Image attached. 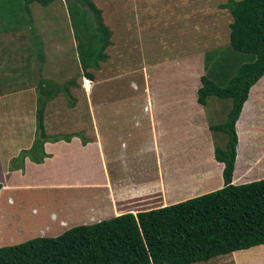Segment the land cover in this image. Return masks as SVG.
I'll return each mask as SVG.
<instances>
[{
  "label": "crops",
  "instance_id": "1",
  "mask_svg": "<svg viewBox=\"0 0 264 264\" xmlns=\"http://www.w3.org/2000/svg\"><path fill=\"white\" fill-rule=\"evenodd\" d=\"M92 1L107 13L108 19L104 18L103 21L105 25L112 26L115 21L118 33L120 31L117 46H110L105 50L108 57L102 63L104 66L102 72L96 74L94 81L85 79V84L91 88L90 92L85 93L87 97L80 86L81 83H77L80 88L79 94L74 91L72 95L74 104L72 108L67 109L68 113L66 109L64 112L59 109L62 104L65 108L64 102H60L59 107L56 105L53 108V102L56 101L54 99L45 106L43 118L44 129L49 119L48 127L51 125L57 128L46 136L74 134L77 135L76 138L80 135L85 139V143L81 145L75 138L67 143L63 141L54 144L44 143V152L47 155L57 154L56 166L50 173H45L47 163L50 164L47 158L44 160L45 169H26L28 177L22 175L23 182L16 176L2 182L6 176L0 172V235L2 232L8 233L7 239L0 242V247L17 244L16 241L22 239L24 242L36 237H55L69 228L94 224L122 214L135 215L138 212L165 207L215 191L223 185L221 178L223 166L213 157V149L218 146L217 141L220 138L218 134H223L209 130V126L221 124L226 116L218 115L216 112V107L221 104L220 101L210 100L214 97H209L204 105L197 104L196 90L200 82L189 89L178 82L176 85L180 89L175 92L173 83L167 86L165 81L162 83L154 80V73L170 63L166 61L169 57H161H164L165 50L171 51L178 45L160 49L154 41L143 39L144 33L140 27L144 19L148 23L147 18L138 17L143 0ZM183 1H163L168 8L173 4L170 9H166L168 18L164 20L159 30L156 28L152 31L149 22L148 30L161 35L165 30L163 35L167 40L177 38L181 41L178 43L180 46L185 44V50H192L191 55H196L195 57L199 59L193 65L196 70L190 74L194 80L197 78L199 81L200 76L204 75V52L198 46L201 40L196 38V34L208 36L212 42L216 41L214 49L219 48L217 45L219 40L215 35L211 37V30L209 35L206 30L191 31L192 23L189 18L172 17V11L173 15H179L187 10L182 4ZM150 4L153 5V2L151 1ZM53 6L56 4L44 8L47 10ZM156 6L159 7L158 10L165 11L161 8L162 2ZM32 8L30 6L33 16ZM40 10L42 13L45 11ZM52 11L55 12L56 9L53 8ZM167 23L170 27L165 29ZM125 31H130L131 40L126 38ZM69 32L71 33L70 28ZM197 40H200L199 43ZM148 41L153 45L150 49L147 48ZM190 44H192L191 48H189ZM137 53L144 54L146 59L133 63L131 59ZM42 54L45 57V51ZM191 55L189 53L188 56ZM174 56L171 58H175ZM183 56V53L179 54V57ZM201 61L202 70H200ZM263 76L249 90L245 112L249 148L239 160L235 149L231 177L233 185L264 179L262 171L264 154L260 156L254 148L260 140L252 142L254 136L258 137L256 134L258 125H264ZM125 79L130 80L127 84L130 90L125 91ZM190 81H192L191 77ZM0 104L11 106L13 113H24L25 107L30 108L28 113L26 112L30 117L34 112V97L30 89L16 94L2 95ZM224 104V108L229 109L230 104ZM209 106L210 108L205 112L204 110ZM236 124L237 122L235 130ZM29 134L30 131L25 133L21 130L8 129L0 134V138H28ZM202 151L208 152L213 165L206 160L207 169L192 176L193 186L184 188V195L175 196L168 192L167 196L159 197L157 193L159 178L165 180L173 175L170 187L175 189V193L183 187L174 177L181 171L175 172L174 164L168 163L169 159L173 163L180 156L195 155ZM84 160L87 172L77 171L76 165ZM160 161H163V165H160ZM63 170L65 176L60 173ZM73 170L76 172L72 175ZM20 174L19 170L15 173V175ZM63 195L71 196L75 201H79L84 196L97 197H93L95 199L89 203L86 202L89 204L87 210H79L76 213L71 208H65L64 205L52 208L53 203ZM27 199L35 202L30 205L26 202ZM58 202L61 204L60 201ZM49 206L51 208L48 209ZM255 251L264 254V244L234 253L248 254ZM229 254L233 252L225 255ZM252 263L264 264V258L256 259Z\"/></svg>",
  "mask_w": 264,
  "mask_h": 264
},
{
  "label": "trees",
  "instance_id": "2",
  "mask_svg": "<svg viewBox=\"0 0 264 264\" xmlns=\"http://www.w3.org/2000/svg\"><path fill=\"white\" fill-rule=\"evenodd\" d=\"M15 2L17 6L13 5ZM59 2L64 6L65 21L76 43L80 79L94 81L108 57L105 50L117 46L120 35L115 21L112 26L104 24L108 15L94 1H5L4 5H10L12 10L0 4V33L16 32L21 24H26L33 45L38 49L36 56L43 62L41 42L32 26L30 6L47 7ZM220 8L229 16L227 47L204 53V75L199 78L196 103L204 105L209 97L230 101L223 122L209 126L210 131L220 132L226 137L222 147L213 149L214 160L223 166L222 187L135 215L122 214L94 224L75 226L55 237H36L0 247V264H193L264 244V179L231 184L238 145L235 123L236 128L246 125L249 90L264 75V0H227ZM124 34L131 40L130 31ZM233 53L251 55L252 59L236 64ZM142 59L144 54L137 53L131 60L135 63ZM76 86L79 85L74 81L59 87L49 79H40L35 87L28 88L34 97L37 138L30 150H41V159L46 157L42 152L44 143L69 141L72 137L45 135V106L63 95L70 100L67 107L72 108L74 99L69 90ZM27 157L28 160H39H35L32 154ZM240 255L244 254L233 257L237 263L241 262L236 257ZM254 257L248 258L247 263L256 260Z\"/></svg>",
  "mask_w": 264,
  "mask_h": 264
},
{
  "label": "rangeland",
  "instance_id": "3",
  "mask_svg": "<svg viewBox=\"0 0 264 264\" xmlns=\"http://www.w3.org/2000/svg\"><path fill=\"white\" fill-rule=\"evenodd\" d=\"M5 1L9 0H0V4L2 3V7L8 10H12L10 5H4L3 2ZM151 1L153 2V5L150 4ZM163 1L165 2L167 0H143L141 9L138 11L139 18L145 17L147 18L148 23L151 22L152 31H154V29L156 28L157 30L160 29L161 24H164V20L167 19L169 15L166 12V9H170L173 6L172 4L168 8L165 6V3H163ZM226 1L227 0H184L182 4L185 5V8H187L185 12L183 11L184 14L173 15L172 11L171 15L174 18L181 16H184L186 19L189 18L190 22L192 23L191 31H193L194 29L197 31L206 30V33L209 35V31L211 30V37L215 35L219 40V43L217 44L219 46L218 49L223 50L227 47V24L229 23V16L226 10L220 8V5L224 4ZM159 2H162L161 8H164L165 11H161L162 9L158 10L159 7H157L156 4H158ZM13 5L17 6V3L15 2L13 3ZM31 7H33V16L31 14L33 22L32 26L36 30L35 34L37 33L36 35H38V40L41 41V51H43L44 49L45 57H43V62H40L38 60L36 56L38 49L35 45H33V39L26 24H21L18 28V31L16 32L0 33V95L10 93L16 94L18 91L33 88L37 85L40 79H49L54 83V85L59 87L65 86L70 81H74L75 84L80 83L81 81L80 86L84 92V95L85 93H88V91L90 92L91 88H89V86L85 84V79H80L81 72L79 69L75 51L76 43L73 41V39H71L72 36L69 32L68 22L65 21L64 6L61 4V2H59V4L56 3V6L50 7L47 10L44 7H40L36 4H33ZM53 8L56 9L55 12L52 11ZM40 9L45 10L44 13H42ZM52 12H54V15H52ZM152 12L154 13V17ZM148 23L144 19L142 21L143 25L140 27V30H143L144 33L143 39L148 38L149 40L154 41L157 47L160 49L165 47L169 48L170 46L175 47L178 45L176 49H172L171 51H167L168 49L165 50L164 57H161H169L168 59H166V61L170 63L154 73V80L162 83L163 81H165L167 86L169 83H173V91L175 92L180 89L176 85L178 82L184 84L188 89L189 87L193 86L192 88H194V86L198 85L199 81L197 80V78L194 80L191 74L194 70H196L193 65L196 61H198L199 58L195 57L196 55H191V53H193L192 50H185V44H182V46H180L178 43H180L181 41H178L177 38H171L170 40H167V38H165L163 35L165 30L163 31L162 35L161 33H153L152 31L150 32L148 30L150 27ZM168 27L170 26L167 23L165 25V29H167ZM49 31H51V33H49ZM145 31L147 32L145 33ZM196 38H200L201 44L199 43L200 40H197L199 43L198 46L201 47L200 49L203 50L204 53L213 51L212 49H214L216 41L212 42V40L208 36H199L197 34ZM191 45L192 44H190L189 48H191ZM152 47L153 45L148 41L147 48L150 49ZM181 53L184 54L183 57H179V54ZM189 53L191 56H188ZM174 55H176L177 57ZM233 55L236 64L248 62L252 59L251 55H242L238 53H233ZM171 56H174L175 58L172 59ZM200 70H202V61ZM190 77L194 82L190 81ZM125 81V91L127 89L130 90V87L127 85L130 80L125 79ZM132 82L137 83V81ZM79 89V86L71 88L70 95L72 96L74 94V91L78 95ZM80 92L83 94L82 91ZM89 97H92V95H89ZM55 99L56 101H54V104L52 105L53 108L56 105L59 107V104L64 102L65 108L62 106V104L59 109H62L63 112L64 109H69L67 107V102H70V100L66 99L63 95H59ZM210 100L220 101L221 104L216 107V112L218 113V115H226L229 109L226 110L224 108V103L230 104L229 100H219L216 98H210ZM10 107L11 106L9 105L6 106V104H0V134L4 133V130L8 129L21 130L25 133L30 131V134L28 138H0V172L6 176V178H4L2 182H5L6 180L9 181L13 176L18 177V179L23 182V179H21L22 175H24V177H28V174L26 175V169L46 168L44 164V160L46 158L50 160V164L47 163V170L45 171V173H50V171L56 166L57 154L52 153L50 155H47L44 152V147L42 145V152L46 157L41 159V150H30L32 143L37 139L35 135L34 116L33 114H31L30 117V114H27L30 108L25 107L26 111L24 108V113L19 114L17 112L13 113ZM209 108L210 106L207 107L204 111L207 112ZM66 113H68V110L66 111ZM49 123L50 119L48 120V122H46L45 125V135H47V133L49 134L50 132H53L54 129H57L56 127H52L51 125L48 127L47 124ZM236 130L238 137L237 158L239 160L241 159L242 154L246 153V150L249 148V144H247L248 131L246 129V125L238 126ZM256 134H258V137L254 136L252 142L255 143L260 140V142H258V144L254 148L255 151H257L261 156L262 154H264V126H258ZM218 135L220 138L217 141V145L222 146L221 144L224 143L226 137L221 134ZM61 136H72L69 141L62 140L63 142L67 143L72 141V138H75V136L77 135L67 134ZM75 139H78L81 145H83L82 141L85 142V139L80 135H78V137H76ZM57 142L58 141H54L50 143L54 144ZM30 154L33 155V158L35 160H39L27 161V156ZM261 159H263V157H261ZM206 160H208L211 165H213L209 158V154L206 151L199 152L195 155L188 154L180 156L178 159H175L173 163L169 159L168 163L174 164L173 169L175 170V172L181 171L179 172V175L175 174L174 177H176V180L180 184H182L183 187L180 191L175 193V189H172L170 187V182L173 175L171 178L165 180H161V178H159V182L157 185V193L159 197H165V195L167 196L168 192H170V194H175V196L176 194L177 196L184 195V188H186L187 186H193L192 184L194 183V180L192 179V176H194V174L197 172H202L207 169ZM85 162L86 161L84 160L76 165L77 171L87 172L85 169ZM159 163L160 165H163V161H160ZM18 170L21 172V174L15 175ZM262 171L264 172V169ZM71 172L73 175L76 170H73ZM41 173L43 174V172ZM60 173L62 176H65V170L61 171ZM93 197L97 196H84L81 197L79 201H75L71 196L63 195L58 200L61 202V204H59V202L57 201L56 203H53L54 206L52 205V208L55 209L58 206L64 205L65 208H71L74 212L78 213L79 210L88 209V203L95 199H93ZM64 198H66L65 202L63 201ZM26 202L32 205L35 200L27 199ZM161 203L164 204L165 202ZM49 208H51V206H49L48 209ZM7 235V232H2V234L0 235V242L4 239L6 240ZM15 239L17 238H14V240ZM23 240L24 239L16 241V243H22ZM262 253L263 252L261 251H255L248 254L243 253L244 255L236 257H238V262L241 261L240 263L243 264L242 262L247 263L246 260L252 257V255L255 256L253 259L258 260L261 259V257L263 258L264 255ZM239 254L241 253L236 254L233 252V254L231 255L229 254L217 256L212 260L197 264H240L235 262L236 260L233 259L235 255ZM250 264L253 263L251 262Z\"/></svg>",
  "mask_w": 264,
  "mask_h": 264
},
{
  "label": "bare ground",
  "instance_id": "4",
  "mask_svg": "<svg viewBox=\"0 0 264 264\" xmlns=\"http://www.w3.org/2000/svg\"><path fill=\"white\" fill-rule=\"evenodd\" d=\"M88 83V82H87Z\"/></svg>",
  "mask_w": 264,
  "mask_h": 264
}]
</instances>
